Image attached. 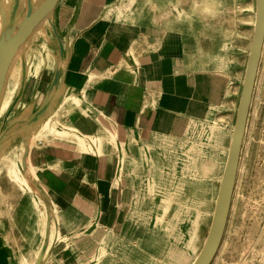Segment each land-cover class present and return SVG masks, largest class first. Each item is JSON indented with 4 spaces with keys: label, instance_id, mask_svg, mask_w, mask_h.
<instances>
[{
    "label": "crops",
    "instance_id": "crops-1",
    "mask_svg": "<svg viewBox=\"0 0 264 264\" xmlns=\"http://www.w3.org/2000/svg\"><path fill=\"white\" fill-rule=\"evenodd\" d=\"M164 1V15H160L163 0H150L147 7L153 14L156 29L168 34V30L176 26L171 24L172 14L176 13L181 0ZM203 1L187 2L195 5L201 19L210 9L223 11L229 6L226 0ZM236 5H239L238 0H231L232 10ZM56 17L64 44L73 45L76 84L55 107L54 112L60 114H54L43 124L42 135L50 138V142L35 144L30 153L36 178L58 209L45 264H125L123 246L127 248L133 225L135 229L141 226V216H131L129 206L142 205L139 188L142 189L145 182L151 180L153 186L158 183L172 186L176 181L177 155L189 151L191 148L186 149L189 145L197 154L194 163L200 174L214 163L219 171L224 170L233 131V127L228 129L229 122L240 88L234 62L235 39L230 34L232 27L223 21L214 30L210 28V36L213 31L226 42L225 54L220 51L211 57L215 43L205 31L208 25L205 22L201 26L203 31L195 36L196 48L186 49L179 56L188 60L185 70L173 65L176 56L162 57L163 54L153 50L135 54L132 45L133 55L141 62L139 68L134 69L123 68L126 63L122 51L123 0H61ZM164 40L169 45V38ZM19 58L20 54L16 56L10 76ZM120 61H123L122 66ZM80 69L84 72L80 73ZM21 75L22 72L20 83ZM90 76L96 79L89 82ZM118 158L122 194L113 200L98 199L93 190L101 187V181L112 171V162ZM117 170L115 168V176ZM172 174L175 175L170 176ZM222 174L223 171L220 176ZM165 176L167 181H164ZM90 192L95 195L91 199L87 195ZM29 196L40 206L42 218L33 230L25 228L21 232L23 246L15 244L19 264H27L32 252L36 259L46 227L44 203L33 193ZM109 204L112 205L110 210ZM101 205L104 212L97 213ZM85 210L90 213L86 214ZM129 219L131 228L125 230ZM189 221L185 219L178 227L184 240L190 238ZM113 252L122 256L113 260L105 258L106 253Z\"/></svg>",
    "mask_w": 264,
    "mask_h": 264
},
{
    "label": "rangeland",
    "instance_id": "rangeland-1",
    "mask_svg": "<svg viewBox=\"0 0 264 264\" xmlns=\"http://www.w3.org/2000/svg\"><path fill=\"white\" fill-rule=\"evenodd\" d=\"M149 1L123 0L122 51L123 58L125 57L126 59L123 68H139L141 62L131 52L132 45L138 43L143 51L142 54L154 49V52H158L159 55L163 54L162 57L169 56L171 58L176 56V64L172 62L173 65L185 70L188 68V60L186 62L183 57L180 59L179 56L186 49L193 50L196 48L195 36L200 31H203L204 28L201 26L205 25V22L208 23L206 26L207 35L212 37L211 42L215 43V45L213 44L214 48L212 51H214L211 53V57L216 56L220 51H223L224 55L226 49L224 38H221L213 31L211 36L209 34L211 33L210 28L214 30L218 23L221 24V22L227 21L232 27L230 34L235 39L234 52L237 56H234V62L240 86L238 101L234 107L235 115L243 84L242 76L244 75L246 60L249 55L250 37L255 22L256 0H238L239 5L234 7L236 10H232V7H229L231 0H226L225 3L229 5L227 8L225 6L223 11H219L217 8H215L216 11L210 9L207 16L204 15V19H201L200 15L196 14L194 4L188 5L187 2L189 0H181L182 5L177 6L176 13L172 14L174 19H172L171 24L176 26L168 30V34L164 33L163 30L156 29L153 23V14L149 9L147 10ZM165 4L166 2L163 0L160 15H164L163 7ZM205 10L207 11V9ZM39 36L47 37L46 29L35 33L27 46L32 47L36 45L32 43L40 41V45H42L44 50L48 49L54 51V53L57 52L58 47L56 44L52 45L53 48L50 45L47 47L44 41L39 40ZM169 37L168 45L164 39ZM177 42L182 43L176 44ZM28 50L30 48L21 51L19 63L23 62V56H28ZM72 50L73 45L70 44L68 48L69 57L63 63L61 70L59 82L61 86L60 84L59 86L60 90H63L60 98L65 96L76 84V78L73 76L75 62L72 59ZM58 63L59 60L51 54H47L46 60L42 59L41 55H35L33 62L29 64L24 94L10 114L9 123L18 118H22L24 121L28 120L40 108L46 98ZM21 72H23V68ZM82 72L84 71L80 69V73ZM258 76L245 135L246 138H244L243 143L242 162L240 161L241 165L233 203L223 238L225 243L222 241L212 264H264L262 262V260L264 261V49ZM78 79L79 76H77ZM20 85L21 83L17 87ZM17 87L8 83L0 115V124L2 116L16 95ZM112 113L113 115L116 114V109ZM234 115L232 122H229V129L233 127L235 122ZM53 116H50V118ZM22 127L23 124H19L11 129V133L18 132ZM23 142V135L16 137L10 148V162L0 161V170L3 173L6 172V169L8 170V174L0 173V264H19V253L16 251L15 244L20 243L23 246L24 241L21 237V232L25 228L33 230L42 218L40 206L29 196L32 192L22 171ZM225 144L227 146V142ZM189 148L191 149L184 154L177 155L176 160L178 161L175 162L177 166L176 181L172 186H168L166 183L165 186L163 184L159 185V183L158 186H153L151 180L150 183L145 182L144 187L142 189L139 188L142 205H138L137 208L133 205L129 206V209L131 208L130 215L139 214L141 216L139 222L141 226L135 229L136 226L133 225L130 240L128 243L123 241L124 244L127 243L125 245L127 248L123 246L125 264H192L198 255L211 224L220 184L218 178L223 168L219 171L218 166L214 163L200 174L197 171L199 168L194 163L197 154L194 153L191 145L186 149ZM120 163V158L117 161H113L111 173H107L105 181H101V187L99 185L96 190H93L96 191L95 195H97L98 199L104 197L112 198L113 200L122 194L123 184L120 174ZM115 168H118L116 176L114 174ZM173 175L175 174L170 176ZM14 180L16 181V186L13 184ZM164 181H167V176H165ZM80 191L84 192L86 190L80 189ZM200 193L205 195L201 196ZM87 195L88 197L90 196V199L95 196L92 192ZM87 202L89 203L90 201ZM86 205L94 207L92 204ZM54 207L57 220L58 209L55 204ZM107 207L110 210L112 205L109 204ZM99 208L97 213H103V205L99 206ZM85 211L86 214L90 213L87 210ZM185 219L190 220L191 226L190 238L187 239L189 240L188 243L180 235L178 228ZM131 221L129 219L125 230L126 227L127 230L131 228ZM112 228H114V225ZM253 242L254 244L251 246ZM33 254L32 252L29 255L27 264L34 263L35 254ZM104 256L108 260H113L119 259L122 255L119 252H113L106 253ZM21 257L24 258L25 256Z\"/></svg>",
    "mask_w": 264,
    "mask_h": 264
},
{
    "label": "water",
    "instance_id": "water-1",
    "mask_svg": "<svg viewBox=\"0 0 264 264\" xmlns=\"http://www.w3.org/2000/svg\"><path fill=\"white\" fill-rule=\"evenodd\" d=\"M61 0H10L8 10L3 15L0 28V115L5 100L6 90L9 83V76L12 71L16 56L23 51L39 26L46 27L47 37L39 36V40L44 41L46 46L56 44L57 52L46 51L38 43L42 59L46 60L49 53L59 60L54 71L46 98L40 108L28 120L18 118L9 123V116L21 100L26 85L29 72L26 57L23 56V72L21 85L17 87L16 95L2 116L0 124V147L11 144L16 137H24L22 150V171L30 186L31 192L39 198L46 209V227L42 246L33 264H45L49 255L48 247L50 243L51 230L56 221V211L54 203L47 190L38 182L30 161L33 138V127L43 124L55 114V107L63 100L60 98L62 90L61 70L65 60L69 57V46L64 44L58 23L57 9ZM254 33L249 50L246 70L244 74L241 95L239 99L236 118L233 126L231 142L228 156L220 180L215 207L211 224L204 243L192 262V264H212L222 244L227 228L231 207L233 203L244 138L247 131L250 110L255 93L259 67L264 49V0H256ZM43 44V45H44ZM53 48V47H52ZM60 84V86H59ZM60 98L58 101L57 99ZM1 117V116H0ZM23 124V127L16 133H11V129ZM29 161V163H28ZM29 165L31 168H29Z\"/></svg>",
    "mask_w": 264,
    "mask_h": 264
},
{
    "label": "bare ground",
    "instance_id": "bare-ground-1",
    "mask_svg": "<svg viewBox=\"0 0 264 264\" xmlns=\"http://www.w3.org/2000/svg\"><path fill=\"white\" fill-rule=\"evenodd\" d=\"M203 1V0H202ZM9 2H10V0H0V28H1V24H2V19H3V15L6 13V11L8 10V6H9ZM204 2V1H203ZM235 2V1H234ZM181 3V2H180ZM218 3V2H217ZM154 4V3H153ZM204 4V3H203ZM212 4V3H211ZM181 5V4H180ZM200 5V4H199ZM213 5V4H212ZM241 5V4H240ZM154 6H155V4H154ZM175 6V5H174ZM145 7V6H144ZM150 7H151V5H150ZM149 7V8H150ZM152 7H153V5H152ZM213 7V6H212ZM216 7V6H215ZM230 7V6H229ZM232 7V6H231ZM181 8V7H180ZM206 8H208V6L206 7ZM234 8V7H233ZM240 9H241V7H239ZM199 9V8H198ZM203 9V8H202ZM147 10H148V8H147ZM156 10V9H155ZM201 10V9H200ZM236 10V9H235ZM255 10H256V3H255ZM167 11V10H166ZM214 11H216L215 9H214ZM256 13V12H255ZM168 14V13H167ZM206 15V14H205ZM227 15H228V13H227ZM153 16V15H152ZM168 16V15H167ZM208 17H210V16H208ZM224 17H225V15H224ZM202 18H203V16H202ZM163 19V18H162ZM206 19V18H205ZM217 19V18H216ZM223 19V18H222ZM255 19V18H254ZM221 21V20H220ZM241 21V20H240ZM254 22V21H253ZM159 24V23H158ZM157 24V25H158ZM219 24V23H218ZM41 27V26H40ZM157 27V26H156ZM215 27H217V26H215ZM213 28V27H212ZM219 28V27H218ZM43 29H45L44 27H41V29L39 30V31H42ZM224 29V28H223ZM158 30V29H157ZM212 30V29H211ZM225 30V29H224ZM206 31V30H205ZM229 31V30H228ZM209 32V31H208ZM147 33V32H146ZM239 33V32H238ZM253 33H254V26H253V30H252V37H250L251 38V40H250V44H251V42H252V38H253ZM237 34V33H236ZM166 35V34H165ZM171 35V34H170ZM204 35V34H203ZM206 35V34H205ZM241 35V34H240ZM158 36V35H157ZM181 36V35H180ZM215 36V35H214ZM234 36H236L235 34H234ZM244 36V35H243ZM247 37V36H246ZM169 39H170V37H169ZM208 39V38H207ZM163 40V39H162ZM38 43L39 42H35V43H32V44H36V45H34V46H26V47H24V49H23V51L26 49V48H30V50H28V56L26 57L27 58V64L29 65L31 62H33V60H34V57H35V55H38V56H40L41 55V52H40V50H39V47H38ZM30 44V43H29ZM157 44V43H156ZM184 44V43H183ZM159 47V46H158ZM133 49H134V53L135 54H139L140 52H141V47H140V45H134L133 46ZM200 49V48H199ZM158 50V49H157ZM153 51H154V49H153ZM132 52V51H131ZM21 53V52H20ZM20 53H18V54H20ZM158 53V52H157ZM204 53V52H203ZM144 54V53H143ZM159 56V55H158ZM50 58V57H49ZM51 59V58H50ZM247 60H248V57H247ZM247 60H246V64H247ZM163 61V60H162ZM50 64V63H49ZM121 64H123V61H120L119 62V65H121ZM122 66V65H121ZM130 67H131V65H130ZM21 69H22V65H21V63H19V62H17V65H16V67H15V70L13 71V73L11 74V76H9V83H11L12 85H14V87H17L19 84H20V74H21ZM246 70V69H245ZM163 71V70H162ZM179 73V72H178ZM244 74H245V72H244ZM179 76V75H178ZM259 77V76H258ZM171 78V77H170ZM182 78V77H181ZM243 79H244V75H243V77H242ZM96 78L95 77H93V76H90V79H89V82H91V81H93V80H95ZM186 79H187V77H186ZM242 79V80H243ZM173 80V79H172ZM168 81V80H167ZM174 81V80H173ZM183 81V80H182ZM184 82V81H183ZM167 83V82H166ZM173 83V82H172ZM231 84V83H230ZM169 84H167V86H168ZM172 86V85H171ZM174 86V85H173ZM162 87V86H161ZM169 87V86H168ZM176 87V86H175ZM153 88V87H152ZM147 91V90H146ZM170 91V90H169ZM169 91H167V92H169ZM232 91V90H231ZM76 96V95H75ZM153 97V96H152ZM81 98V97H80ZM151 99H153V98H151ZM158 100V99H157ZM150 103V102H149ZM155 103V102H154ZM70 104V103H69ZM223 104V103H222ZM67 107V106H66ZM68 108V107H67ZM60 109H58V111H59ZM67 112V111H66ZM57 113V112H56ZM55 113V114H56ZM64 113V112H63ZM58 114V113H57ZM60 114V113H59ZM68 114V113H67ZM235 116V115H234ZM141 117V116H140ZM143 119V118H142ZM232 122V121H231ZM137 126V125H136ZM230 126V125H229ZM234 126V125H233ZM224 127V126H223ZM34 129H33V138H32V141H31V145L32 146H34L35 144H37V143H39V142H50V138L49 139H45L44 138V136L42 135V128H41V126L40 125H36V126H34L33 127ZM142 128V127H141ZM126 129V128H125ZM229 129V128H228ZM230 131V130H229ZM130 133V132H129ZM232 133V132H231ZM232 135V134H231ZM246 138V137H245ZM87 139V138H86ZM137 139V138H136ZM229 141V140H228ZM61 142V141H60ZM87 142V141H86ZM129 142V141H128ZM52 143V142H51ZM62 143V142H61ZM78 143V142H77ZM88 143V142H87ZM135 143V142H134ZM45 146V145H44ZM132 146V145H131ZM228 147V146H227ZM73 148V147H72ZM131 148V147H130ZM126 150H127V148H126ZM10 151H11V149H10V147L8 146V145H6V144H4V145H1V147H0V161H2V162H10ZM21 152V151H20ZM12 155V154H11ZM57 162V161H56ZM242 162V161H241ZM241 162H240V165H241ZM28 163H29V161H28ZM60 163V162H59ZM47 165V164H46ZM55 166V165H54ZM58 166V165H57ZM29 168H31V166L29 165ZM35 168V167H34ZM39 168V167H38ZM51 168V167H50ZM56 168V167H55ZM239 170H240V166H239ZM0 173H3V171H1L0 170ZM218 173V172H217ZM3 174H8V170L6 169V172L5 173H3ZM38 174V173H37ZM219 174V173H218ZM218 176V175H217ZM221 177H222V175L220 176V179H219V181L221 180ZM16 183V181L14 180L13 181V184H15ZM15 186H16V184H15ZM19 187V186H18ZM20 188V187H19ZM25 198V197H24ZM264 198V197H263ZM216 201V200H215ZM21 202V201H20ZM255 202V201H254ZM253 202V203H254ZM11 209V208H10ZM208 226V225H207ZM262 232V231H261ZM201 234V233H200ZM260 241V240H259ZM223 243H225L224 241H223ZM254 244V242L251 244V246ZM224 246V245H223ZM262 247V246H261ZM254 249V248H253ZM255 251V250H254ZM259 254V253H258ZM254 255V254H253ZM22 256H25L24 254H22ZM258 256V255H257ZM253 257V256H252ZM251 257V258H252ZM216 258V257H215ZM250 258V259H251ZM256 258V257H255ZM254 259V258H253ZM264 259V258H263ZM251 261H253V260H251ZM260 261H261V259H260ZM239 262H241V261H239ZM262 262L264 263V261L262 260ZM256 263V262H255ZM239 264V263H238ZM252 264V263H251Z\"/></svg>",
    "mask_w": 264,
    "mask_h": 264
}]
</instances>
